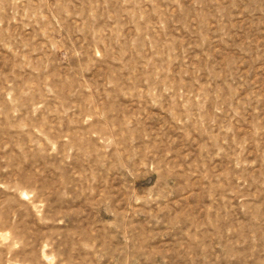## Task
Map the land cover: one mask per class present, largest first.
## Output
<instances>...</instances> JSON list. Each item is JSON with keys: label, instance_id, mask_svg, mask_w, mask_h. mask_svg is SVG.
<instances>
[{"label": "rangeland", "instance_id": "rangeland-1", "mask_svg": "<svg viewBox=\"0 0 264 264\" xmlns=\"http://www.w3.org/2000/svg\"><path fill=\"white\" fill-rule=\"evenodd\" d=\"M0 264H264V0H0Z\"/></svg>", "mask_w": 264, "mask_h": 264}]
</instances>
